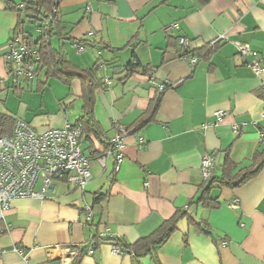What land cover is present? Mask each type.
<instances>
[{"label": "crops", "instance_id": "1", "mask_svg": "<svg viewBox=\"0 0 264 264\" xmlns=\"http://www.w3.org/2000/svg\"><path fill=\"white\" fill-rule=\"evenodd\" d=\"M56 21L49 50L57 74L68 79L51 75L43 62L35 80L16 88L5 60L8 43L19 23L34 41L39 35L24 13L0 0V114L22 118L37 131L76 122L89 79L61 69H95L103 83L94 95L97 135L80 138L92 177L84 190L58 184L45 198L14 199L0 222V264H25L16 246L29 251L28 264H64L74 248L79 253L71 264H264V164L239 186L213 182L201 198L212 177L227 175V156L234 178L264 151L260 79L248 67L251 58L238 53L247 43L264 64V0H60ZM221 35L213 48H204ZM179 37L190 40L195 54L204 51L195 66L177 56ZM81 41L78 52L74 44ZM75 100L80 114L72 117ZM217 109L226 111L220 122L212 115ZM119 127L126 130L124 159L114 173L112 153L104 164L97 157ZM203 154L216 157L207 181L199 170ZM99 194L86 222L80 210ZM233 199L237 207L228 206ZM174 216V230L153 254L135 257L126 247ZM116 242L123 254L112 253Z\"/></svg>", "mask_w": 264, "mask_h": 264}, {"label": "built area", "instance_id": "2", "mask_svg": "<svg viewBox=\"0 0 264 264\" xmlns=\"http://www.w3.org/2000/svg\"><path fill=\"white\" fill-rule=\"evenodd\" d=\"M59 2L60 0H54L47 16L38 25H35L34 30L38 35H43L46 29L56 21ZM27 3L28 0H23L20 7L24 9ZM176 26L175 23L169 24L165 30L174 29ZM223 37L221 35L218 39L209 41L204 48H213L216 41ZM8 44V52L5 55L6 65L12 78V85L18 88L22 83L33 81L38 77L41 67L39 47L29 43L25 39L24 33L19 30ZM176 44L177 56L186 60L191 66H195L199 57L192 51L190 40L179 37ZM74 46L78 52L84 49V45L79 42ZM238 53L251 58L248 67L260 79L261 93L264 98V64L261 56L247 43L238 47ZM102 80L109 83L107 77ZM158 86L160 90L165 88L163 83H159ZM212 115L216 122H220L226 115V111L217 109L212 112ZM261 117L264 119V110ZM233 130L237 132V124L233 125ZM81 133V125L69 120H65L61 126L37 131L22 118H15L11 133L0 135V222L4 220L5 211L14 199L45 198L48 194L54 193L58 184L84 190L91 180L92 174L89 159L83 155L81 150ZM125 134L126 130L119 127L118 132L109 140L104 154L97 157L98 161L104 164L106 157L112 153L114 155V173L119 170L124 159L122 148ZM259 138L260 140L264 139V132L259 133ZM215 164L216 157L214 155H201L199 170L203 181H207L212 176ZM228 206L237 207L238 199H233ZM80 212L84 214L86 222L92 220V206L86 204ZM36 245L33 248H36ZM14 250L25 261V264H28L29 251L21 246L14 247ZM2 251L3 249L0 247V254ZM92 251L93 247H89L88 252ZM111 251L119 255L125 252L118 242L113 243ZM78 253V248L68 249L69 256L64 258L63 263L71 264Z\"/></svg>", "mask_w": 264, "mask_h": 264}, {"label": "trees", "instance_id": "3", "mask_svg": "<svg viewBox=\"0 0 264 264\" xmlns=\"http://www.w3.org/2000/svg\"><path fill=\"white\" fill-rule=\"evenodd\" d=\"M2 1L4 2L6 9L11 11H16L19 14L24 12L26 14V17L28 18V23L32 25L31 29H34L35 25L36 24L38 25V23L41 22L47 16L54 2V0H28V3L26 4L25 8L22 9L20 7V3L23 0H2ZM56 23L57 21H55L53 25L48 27V29H46L43 35H39L38 39L35 41L32 39L30 35L27 34L24 35H25V39L29 43L38 45L41 56V63L43 64L44 62L46 65H48V70H50L49 73H51V75L53 74L56 77L58 76L66 80L68 79V77L57 74L59 73V69H56L58 62L54 58V56L50 54V50H49L48 43H49L50 35L52 33L53 26L57 25ZM16 28H18L19 31H22L23 29L22 24L19 23ZM175 41L177 42V40ZM82 42L84 41H81V43ZM201 52L204 53V51L200 49L197 51V54ZM126 68L130 73L133 71L134 66L130 62L128 65H126ZM82 72H84L88 76L89 83L88 84L83 83V92L81 97L82 114L78 118V120H76V122L79 123L82 127L81 137L83 135L88 136L90 133L97 135L98 126L95 122L93 115L94 95H95V91L99 87H102L103 85L101 79H99L95 75V69L92 68L84 71L82 70ZM49 73H46L47 77L51 76L49 75ZM156 107H157V102L153 101V103L150 104L149 106L148 109L149 113L151 114L152 111L154 112ZM147 117H148L147 114L140 117L136 124V127L141 126L146 121ZM14 120L15 118L0 114V135H8L11 133ZM263 164H264V151L261 153L256 152L253 157L252 165L248 168L241 169L237 174V177L230 178L229 177L230 171L235 167V165L230 162L227 156L224 162L225 170L227 172L225 174L227 175L220 179L212 177L210 181V185L204 188L201 198L203 199L205 192L208 191L209 187L213 182H218L220 185H226L230 187L239 186L244 182H246L247 180L254 177L259 172ZM103 196H104L103 194H99L93 198L92 209L94 208L95 205L99 204ZM211 206L216 207L217 203L213 201L211 202ZM176 222H177V217L174 216L171 219L164 221V223L160 226V228L156 230L152 235L139 239L134 244H130V245L126 244V247L133 253L135 257H141L147 254H153L155 247L169 237L170 233L174 230Z\"/></svg>", "mask_w": 264, "mask_h": 264}, {"label": "water", "instance_id": "4", "mask_svg": "<svg viewBox=\"0 0 264 264\" xmlns=\"http://www.w3.org/2000/svg\"><path fill=\"white\" fill-rule=\"evenodd\" d=\"M61 73L64 75H67V76H74V77L82 78L86 82L88 81V76L85 73L78 71V70H75V69H69L67 67H63L61 69Z\"/></svg>", "mask_w": 264, "mask_h": 264}, {"label": "rangeland", "instance_id": "5", "mask_svg": "<svg viewBox=\"0 0 264 264\" xmlns=\"http://www.w3.org/2000/svg\"><path fill=\"white\" fill-rule=\"evenodd\" d=\"M37 95V94H35ZM79 107H80V102L79 101H73L70 106H69V112L71 114L72 117H76L78 116V112L80 114V110H79Z\"/></svg>", "mask_w": 264, "mask_h": 264}]
</instances>
